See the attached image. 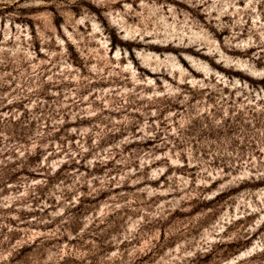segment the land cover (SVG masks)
Returning <instances> with one entry per match:
<instances>
[{"label": "rangeland", "instance_id": "obj_1", "mask_svg": "<svg viewBox=\"0 0 264 264\" xmlns=\"http://www.w3.org/2000/svg\"><path fill=\"white\" fill-rule=\"evenodd\" d=\"M0 264H264V0H0Z\"/></svg>", "mask_w": 264, "mask_h": 264}]
</instances>
